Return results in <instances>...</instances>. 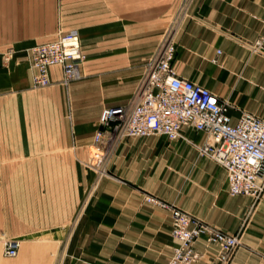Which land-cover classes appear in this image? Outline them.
Segmentation results:
<instances>
[{
	"label": "crops",
	"instance_id": "crops-1",
	"mask_svg": "<svg viewBox=\"0 0 264 264\" xmlns=\"http://www.w3.org/2000/svg\"><path fill=\"white\" fill-rule=\"evenodd\" d=\"M69 32L88 55L69 87L70 110L58 87L28 91L31 49ZM164 44L175 49L176 75L227 103L234 121L243 112L264 121V0H0V152L48 153L15 175L0 168L1 183L31 182L35 171L42 179L32 182L48 184L46 194L7 195L10 208L0 215L1 235L21 239L28 264H167L170 215L145 195L229 235L241 232L230 264H264V195L257 204L230 196L224 169L199 155L204 136L192 129L174 142L106 143V176L82 203L93 177L81 161L101 103L131 106L130 89ZM49 72L60 85V68ZM193 246L202 254L196 264L213 262L215 246Z\"/></svg>",
	"mask_w": 264,
	"mask_h": 264
},
{
	"label": "built area",
	"instance_id": "built-area-1",
	"mask_svg": "<svg viewBox=\"0 0 264 264\" xmlns=\"http://www.w3.org/2000/svg\"><path fill=\"white\" fill-rule=\"evenodd\" d=\"M260 40L254 47H260ZM175 49L163 47L145 65L143 79L129 107L110 106L101 110L87 166L100 167L106 143L120 138L162 136L169 142L180 139L184 129L204 136L197 146L201 157L211 159L225 171L227 192L257 203L264 194V121L241 113L234 121L227 103L208 89L178 77L172 68ZM84 55L76 32L59 35L54 41L30 51V90L53 85L50 69L59 67L62 86L79 81ZM170 215L173 240L167 264H196L202 254L194 249L198 239L216 247L211 264H230L241 246L242 233L229 235L161 201L147 199ZM17 241H6L4 256L15 258Z\"/></svg>",
	"mask_w": 264,
	"mask_h": 264
},
{
	"label": "rangeland",
	"instance_id": "rangeland-1",
	"mask_svg": "<svg viewBox=\"0 0 264 264\" xmlns=\"http://www.w3.org/2000/svg\"><path fill=\"white\" fill-rule=\"evenodd\" d=\"M80 47H81L82 54L84 55V62L82 64V66H83L86 64V61L88 59V55H87V50L84 49V47L81 45V42H80ZM90 49H92V48L90 47ZM31 74H32V72H31ZM30 79H31V77H30ZM87 79H90V77H88ZM75 83H78V82H72L67 86H62V85H53L52 86L51 85L49 87L38 89V90H33V91L30 90V84H29L28 85V91L38 93V92H43V91H47L49 89H53L55 87H58V89H61L63 91L64 97L66 98L67 107L69 106V110H70V107L72 104H71V99L69 98V95H70L69 87H71V85H73ZM130 90H131L130 91V98L128 100H130V103L132 104L134 99L136 98L138 92L140 91V84L136 88H132ZM101 104H102L101 109L103 107H107L108 105H115V103H109V102H103ZM127 106H129V105H127ZM127 106L125 105L124 107H127ZM14 139H15L14 137H9V139H8L9 143H11V142L14 143ZM93 139H94V136H93ZM85 149H86V155L87 156L85 159H83L81 161V167H82L83 171H86L87 173H89L88 175L92 176L93 178L90 179L89 182L85 185V187H83L81 189L82 190L81 194L85 195V199L82 201V203H89L91 201V199L94 197L95 192L97 191L98 181L103 176H106V170L107 169H106L105 156H104V160L102 162V166L95 167V168L87 166L89 155L92 153V144L89 145L88 147H86ZM44 156H48V153H38V152L27 153V152H15V151L0 152V168H1V165L5 166L7 164L8 174L9 175H12V174L15 175L16 174L15 172L17 170L20 171V173L22 171L24 172L25 168H22L21 165L29 164L30 161H32L33 159L42 158ZM17 166H19V167H17ZM28 170H30V169H28ZM30 172H31V170H30ZM28 174H29V177L27 179H29V181L30 180H32V181L36 180L39 177L38 174L35 173V171H34V173L32 172V174L31 173H28ZM0 176H1V169H0ZM0 179H1V177H0ZM13 179H15V178H13ZM39 179L41 180L42 178L39 177ZM32 181L28 182V183H10V182L9 183H1L0 182V215L6 213V208L8 210L10 208V205H9L10 200L6 199L7 195L8 196L9 195H41L42 193L46 194V192L48 191V184L40 183V182H32ZM147 199L161 201V202L166 203L168 205L174 206V205L169 204L165 201H162V200H160L154 196L145 195L144 202L147 204H150L152 206H155L157 208H160V207H158L157 205H155L153 203H149ZM255 204H257V203H255ZM160 209H162V208H160ZM0 221H1V216H0ZM0 230H1V225H0ZM2 232H3V235H1V233H0V264H28L27 263V255L24 253V256H23V251H22L23 248H22L21 239H16V238L10 237V235L7 234L5 229ZM13 240L17 241L19 243L18 253H17V256L15 258H8V257L4 256V244L6 241H13Z\"/></svg>",
	"mask_w": 264,
	"mask_h": 264
},
{
	"label": "bare ground",
	"instance_id": "bare-ground-1",
	"mask_svg": "<svg viewBox=\"0 0 264 264\" xmlns=\"http://www.w3.org/2000/svg\"><path fill=\"white\" fill-rule=\"evenodd\" d=\"M235 197H237V196H235Z\"/></svg>",
	"mask_w": 264,
	"mask_h": 264
}]
</instances>
